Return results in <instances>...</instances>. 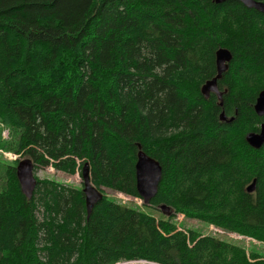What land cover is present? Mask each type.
Here are the masks:
<instances>
[{"label":"trees","instance_id":"trees-1","mask_svg":"<svg viewBox=\"0 0 264 264\" xmlns=\"http://www.w3.org/2000/svg\"><path fill=\"white\" fill-rule=\"evenodd\" d=\"M221 48L220 100L202 88ZM263 90L264 13L240 2L0 0V149L35 172L82 176L89 162L99 190L136 199L143 150L163 168L151 206L171 209L157 219L104 195L88 216L83 187L49 178L29 200L17 159L3 165L0 264H264L175 222L264 244V146L246 142Z\"/></svg>","mask_w":264,"mask_h":264},{"label":"water","instance_id":"water-1","mask_svg":"<svg viewBox=\"0 0 264 264\" xmlns=\"http://www.w3.org/2000/svg\"><path fill=\"white\" fill-rule=\"evenodd\" d=\"M216 4H222L228 1H237L242 3L249 9H255L264 13V2L256 0H214ZM232 60V54L228 49L221 48L217 52V76L208 81L202 88L205 97L210 94H217L222 99V93L218 87V81L221 80L223 74L228 69V64ZM258 116H264V90L259 93L256 104L254 106ZM225 120L224 114L221 116ZM246 142L254 149H261L264 146V124L261 125L259 132H251L246 136ZM17 169V177L21 186L22 193L31 199L37 187V178L35 175V166L31 159L22 158L19 160ZM136 179L139 196L143 203L147 206L151 205V201L156 197L160 184L163 179V168L161 164L143 150L137 155L136 163ZM83 193L86 199V207L88 216L91 215L95 205L103 199V192L99 190L92 182L91 166L87 162L82 168ZM256 188L255 182L248 187L249 192H254ZM162 214L170 216V207L162 205L159 207Z\"/></svg>","mask_w":264,"mask_h":264},{"label":"rangeland","instance_id":"rangeland-1","mask_svg":"<svg viewBox=\"0 0 264 264\" xmlns=\"http://www.w3.org/2000/svg\"><path fill=\"white\" fill-rule=\"evenodd\" d=\"M10 132L11 131L9 128H1L2 139L10 140L11 139ZM17 159L20 160L22 158L17 156L15 153L7 152L4 149H0V189L4 187V183H5V178H4L5 171L3 165L7 163H11ZM35 175L36 178L39 179L49 178L56 180L57 182H60L65 185H69L77 188L83 187L82 176L79 172L76 173L75 175H68L63 172L57 171L52 166H49L46 168L39 169L38 171L35 172ZM103 190H104V195H106L110 199L116 200L117 202L123 205L140 209L154 216L157 219L163 218V214L159 209V207H152L151 205L147 206L143 203L141 199L132 198L122 193L114 192L109 189H103ZM175 222L179 225L180 228L186 230H196L206 236L221 238L244 247L245 250L250 254L251 252H258L259 254H262L264 256V244L255 239L227 233L225 231L219 230L214 226L205 224L197 220L185 219L184 215H178Z\"/></svg>","mask_w":264,"mask_h":264},{"label":"bare ground","instance_id":"bare-ground-1","mask_svg":"<svg viewBox=\"0 0 264 264\" xmlns=\"http://www.w3.org/2000/svg\"><path fill=\"white\" fill-rule=\"evenodd\" d=\"M103 194H104V192H103Z\"/></svg>","mask_w":264,"mask_h":264}]
</instances>
